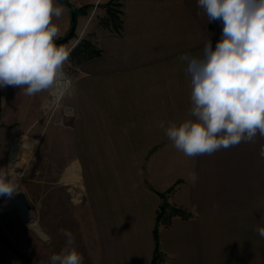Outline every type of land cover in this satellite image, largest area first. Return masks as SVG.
<instances>
[{"label":"crops","instance_id":"0c3cea01","mask_svg":"<svg viewBox=\"0 0 264 264\" xmlns=\"http://www.w3.org/2000/svg\"><path fill=\"white\" fill-rule=\"evenodd\" d=\"M56 3L65 9L54 21L60 39L71 12ZM120 3L121 35L98 29L93 45L101 55L79 67L69 94L75 156L64 164L72 167L45 173L50 186L44 182L40 191L42 215L28 203L51 242L31 234L29 221L0 196L3 238L33 264H50L65 244L62 229L73 233L84 264H148L162 202L158 193L176 185L165 199L192 217L176 218L160 230L164 264H264V238L255 231L264 226V184L253 188L245 232L238 194L221 188L207 155L184 156L159 127L161 121L167 126L189 118L190 77L178 57L197 54L208 39L214 48L221 22L208 23L197 0ZM0 264L27 262L0 239Z\"/></svg>","mask_w":264,"mask_h":264},{"label":"clouds","instance_id":"9594fccd","mask_svg":"<svg viewBox=\"0 0 264 264\" xmlns=\"http://www.w3.org/2000/svg\"><path fill=\"white\" fill-rule=\"evenodd\" d=\"M208 23L220 21L222 33L213 48L208 39L197 54H183L190 77L191 108L183 121L159 127L175 149L188 158L264 137V0H197ZM56 0H0V88L19 87L25 96L47 92L52 98L70 94L64 88V65L70 51L58 46L54 22L64 14ZM264 160V145L259 149ZM20 191L12 167L0 168V196ZM32 215L31 234L45 243L51 236ZM255 231L264 238V226ZM50 264H84L70 230Z\"/></svg>","mask_w":264,"mask_h":264},{"label":"rangeland","instance_id":"374dc122","mask_svg":"<svg viewBox=\"0 0 264 264\" xmlns=\"http://www.w3.org/2000/svg\"><path fill=\"white\" fill-rule=\"evenodd\" d=\"M109 1H100L95 9V2L91 4L86 0V5L82 7L87 6L86 13L77 14L75 18L74 36L57 45L71 52L81 40L93 44L98 29L106 31L100 21L106 16V4ZM71 15L67 34L58 40L64 39L71 32ZM79 67L70 59L64 65V77L70 91L75 86ZM74 105L69 94L59 98H52L47 92L25 96L19 87L0 88V168L12 167L20 180V191L27 203L39 208L37 217L42 215L40 191L45 186V173L56 172L58 175L60 170L65 172L72 167L64 163L75 156ZM262 145L264 137L257 136L253 142H244L207 155V166L215 177L219 174L221 188L229 192L233 189L238 194L236 199L241 205L238 211L242 213L245 232L250 231L253 188L259 184L262 189L264 184V160L259 158ZM46 186H50L49 180Z\"/></svg>","mask_w":264,"mask_h":264},{"label":"trees","instance_id":"16d2710c","mask_svg":"<svg viewBox=\"0 0 264 264\" xmlns=\"http://www.w3.org/2000/svg\"><path fill=\"white\" fill-rule=\"evenodd\" d=\"M63 5L67 6L70 12L75 16L77 14H85L87 6L84 8L74 9L68 5L66 0H58ZM121 0H110L106 5V16L103 20L100 21L101 26L109 33L121 35L122 33V10H121ZM76 21V20H75ZM72 26H75V22H72ZM74 36V32H70L64 39L55 41L56 44H63L67 42ZM101 55V51L95 48L92 42L88 40H81L76 48L70 52L69 59L73 64L81 66L84 63L98 58ZM176 188V185L168 189L164 193H158L162 199L161 204L159 205L156 215H155V226L153 229V241H154V251L151 258V261L148 264H163L166 259V256L162 253L160 249L159 242V232L162 228H167L170 226L171 222L176 219H189L192 217L190 211L178 207L176 205L170 204L165 199L166 195L171 194ZM0 239L4 244L15 254L19 255L27 264H33L24 254L16 250L6 239L3 238L2 232L0 230Z\"/></svg>","mask_w":264,"mask_h":264},{"label":"bare ground","instance_id":"6f19581e","mask_svg":"<svg viewBox=\"0 0 264 264\" xmlns=\"http://www.w3.org/2000/svg\"><path fill=\"white\" fill-rule=\"evenodd\" d=\"M64 88H69V83L67 82L66 77H64L63 85ZM61 95L55 97L59 98ZM7 201L9 202L10 206L17 210L21 217H23L27 222H31L32 220V211L30 210L29 204L27 203V200L25 196L21 193V191H18L16 194H14L11 198L7 197ZM34 212V211H33Z\"/></svg>","mask_w":264,"mask_h":264},{"label":"built area","instance_id":"2783aa9c","mask_svg":"<svg viewBox=\"0 0 264 264\" xmlns=\"http://www.w3.org/2000/svg\"><path fill=\"white\" fill-rule=\"evenodd\" d=\"M71 6H74L75 9H79V8H82L83 6H85V1L86 0H66ZM100 0H96L94 5H95V9L96 7L98 6ZM94 9V10H95ZM94 14V11L92 12L91 16H93ZM77 43V42H75ZM76 45V44H75Z\"/></svg>","mask_w":264,"mask_h":264},{"label":"water","instance_id":"95a60500","mask_svg":"<svg viewBox=\"0 0 264 264\" xmlns=\"http://www.w3.org/2000/svg\"><path fill=\"white\" fill-rule=\"evenodd\" d=\"M71 18H72V22H75L76 19H75V16L73 14L71 15ZM73 31H74V27L71 29V32H73Z\"/></svg>","mask_w":264,"mask_h":264}]
</instances>
